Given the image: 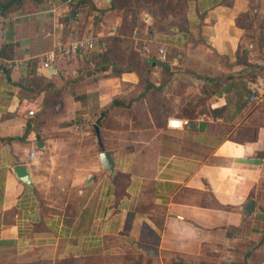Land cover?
<instances>
[{
	"label": "crops",
	"instance_id": "obj_1",
	"mask_svg": "<svg viewBox=\"0 0 264 264\" xmlns=\"http://www.w3.org/2000/svg\"><path fill=\"white\" fill-rule=\"evenodd\" d=\"M70 1L24 0L1 17L0 52L25 66L9 74L0 66V254L53 264L128 251L146 256L147 247L162 261L203 260L232 247L250 264L264 251V102L250 99L251 84L264 74V0H217L213 7L191 0L197 33H150L154 43L149 38L130 51L138 57L134 72L82 77L98 54L118 58L96 44L44 66L81 33L77 20L66 21ZM90 1L100 25L111 29L109 20L120 15L109 10L110 0ZM190 35L208 47H190ZM186 48L203 50L204 61L180 63L175 54ZM152 56L157 65L142 83L138 70ZM240 56L262 67L256 81L237 64ZM31 71V81L62 88L58 104L43 109L51 96L22 86ZM101 114L103 147L95 131ZM103 152L114 161L112 172L101 163ZM17 166L29 169L32 184L17 177ZM252 199L255 213L247 217Z\"/></svg>",
	"mask_w": 264,
	"mask_h": 264
},
{
	"label": "rangeland",
	"instance_id": "obj_2",
	"mask_svg": "<svg viewBox=\"0 0 264 264\" xmlns=\"http://www.w3.org/2000/svg\"><path fill=\"white\" fill-rule=\"evenodd\" d=\"M72 1V0H71ZM71 16L72 18H66V21L69 22L72 20H77L78 24L75 26L76 31H80L81 33H76L75 41L83 40L87 38L84 34H87V37L93 38L96 41L97 47H110L111 54H114L117 59V63L121 68L124 69H134L135 66L131 63L134 61L136 64L138 57L135 55H131V49L140 48L147 46L146 40L151 39L154 43V39L158 33V25L163 26L165 23H178V25L183 26L186 30H192L193 32L198 31L199 25L197 23L191 22L190 17V1L189 0H167V2H171L170 6L164 0L156 1L154 5L147 4L143 0L139 3H135L134 6L145 7L148 11L138 12L135 7L127 8V10L117 11L118 15H120L119 20L111 18L109 23L112 25L111 29L105 31L104 27L100 25V22H104L103 19H99V16L93 14L91 8L84 7L83 10L76 9L71 5ZM153 2V0H148ZM133 0L131 1V4ZM193 4V3H191ZM169 7V8H168ZM171 7V8H170ZM164 10H163V9ZM117 15V14H116ZM147 15V17H146ZM112 17V16H111ZM155 20L160 23L157 24ZM120 21V23H118ZM102 22V23H103ZM3 21L0 20V31L4 30ZM164 27V26H163ZM150 30L154 31L153 38L150 36ZM75 31V30H74ZM102 34V35H100ZM80 38V39H79ZM150 41V40H149ZM66 45V43H64ZM151 44V43H150ZM203 44V43H202ZM152 47H155L154 44H151ZM157 47V46H156ZM190 47H208L206 44L199 45L194 43ZM128 51V53H127ZM177 51L175 56L179 57V62L184 63H194L197 60V57H202L203 59H199L198 61H204L205 53L203 50L192 49L188 50L187 48L184 50ZM147 60V58H146ZM156 56H152L150 58V62L144 68H140L139 78L142 83H146L151 78V68L156 67L157 65ZM219 62L223 63V60H220L215 57L214 64L219 66ZM155 63V64H154ZM189 68V66L187 65ZM190 69V68H189ZM203 69V68H202ZM207 72L202 70L199 71L201 76H205ZM220 75V74H219ZM156 94V93H154ZM83 118H81V122L76 127L77 130L81 131L83 125ZM51 210V212H60V210L56 211L55 209H46ZM63 210V209H62ZM67 211H72L73 213H77L78 209H66ZM230 249H226V247L222 248L218 253H208L206 258L203 260H187L179 257H172L169 259H158L156 255H152L153 251L148 250L147 247H144L145 250L149 252V255L146 256L137 253L136 251H128L127 255L120 256H103L100 254L82 256L78 259L68 257L61 261H55L53 264H241V260H243V255H241V250L237 251L232 247ZM147 252V253H148ZM21 257L22 255H17L13 253H3L0 254V264H26ZM14 258V259H13ZM28 264H50L49 262H37V263H28ZM250 264H264V251L253 256V260Z\"/></svg>",
	"mask_w": 264,
	"mask_h": 264
},
{
	"label": "trees",
	"instance_id": "obj_3",
	"mask_svg": "<svg viewBox=\"0 0 264 264\" xmlns=\"http://www.w3.org/2000/svg\"><path fill=\"white\" fill-rule=\"evenodd\" d=\"M23 1L24 0H0V16L3 17V18L10 16L11 13H12V10L14 9V7H17L20 4H22ZM131 1L132 0H110V3L108 4L109 5V10H117V11L127 10V8L135 7L134 6L135 3H139L140 1H143V0H133L132 4H131ZM156 1H158V0H153V2L147 0V1H144V2L147 3V4L154 5L155 3H157ZM165 1L167 2V0H164V3H165ZM189 1H190L189 2L190 5L193 6V4H191V0H189ZM167 4L170 6V4H172V3L171 2H167ZM208 4L213 7V6H216L218 4V1L217 0H211L210 3L203 2L202 6L207 7ZM71 5L74 6L76 9H79V10H83L84 7L91 8L90 11H92V12H94L95 10L96 11L98 10L95 7V5L92 4V2L90 0H72L71 1ZM135 8L137 10V13L138 12L140 13V12L145 11V10L148 11L147 8L140 7V5L136 6ZM99 12L104 13L105 11L104 10H99ZM68 18L69 19L71 18L70 15L68 16ZM155 22H157V21L155 20ZM157 24H160V23L157 22ZM163 26H160V25L157 26L159 35H171L174 32V28H177L178 32H186V33L191 34L190 30L184 29L183 26L178 25V23H174V22L165 23V24H163ZM150 32L152 34L154 33V31H151V30H150ZM190 36H191V40L194 41V43H197L195 41V37L192 36V35H190ZM3 47H12V46L7 45V46H3ZM2 51H4V48H3ZM0 56L1 57L4 56L2 54V52H0ZM4 57L6 59H13L12 57H8V56H4ZM242 62H243V65L245 67H247L248 69H252V71L250 72V74H252V75H250V76H251L252 79H255V81H256L257 80V74H254V73L262 72V67L258 66V65L251 64L248 61H246L245 58H241V56H240L238 58L237 64L241 65ZM32 66H34V67L37 66V63L34 62L32 64ZM3 70L7 74L10 73V69H8L7 67L4 68ZM109 70L111 71V74L115 75V76H120V75H122L123 73H126V72H134V69H131V68L130 69L121 68L119 66V64L117 62H114L113 60H111V58L106 53H100V54H98V61L96 63V67L94 69H92V70L91 69L82 70L79 75H80V77H82V76H84L86 74L97 73V72H107ZM34 73H35L34 71H31V73L27 75V77L23 81L22 86L24 88H27V89L32 88L33 91L36 92L37 94H41L42 92H45V93L49 94V96H51V98H49V99L45 98V101H44V104H43V109L46 108V107L48 108L50 106H54V105L58 104L59 101L61 100L60 98H61L62 88H57L54 85V83L46 82L45 80H43V79H41L40 77H37V76L34 77L33 81H31V76ZM229 77L232 78L231 76H229ZM262 77H264V74H263ZM225 78H227V76ZM204 79H206L207 82H211L209 80V78H204ZM146 83H149V82H146ZM147 87H150V84H148ZM27 134H28V131L25 133V136ZM24 138L25 137L20 138V139L22 140Z\"/></svg>",
	"mask_w": 264,
	"mask_h": 264
},
{
	"label": "built area",
	"instance_id": "obj_4",
	"mask_svg": "<svg viewBox=\"0 0 264 264\" xmlns=\"http://www.w3.org/2000/svg\"><path fill=\"white\" fill-rule=\"evenodd\" d=\"M0 20L1 16H0ZM96 41L93 38H90L88 40H78L66 45H59L57 49L47 55V60L50 62H45L44 66L46 68H49L51 65V62L54 61V58L57 54H79L81 52H84L86 50H92L95 48ZM0 66H5L8 69H14V68H22L25 66V61L22 60H16V59H1L0 58ZM251 91L252 95L250 99L252 101H258V102H264V77H262L258 82L251 84ZM31 115L34 113L31 112ZM34 157V155H32Z\"/></svg>",
	"mask_w": 264,
	"mask_h": 264
},
{
	"label": "water",
	"instance_id": "obj_5",
	"mask_svg": "<svg viewBox=\"0 0 264 264\" xmlns=\"http://www.w3.org/2000/svg\"><path fill=\"white\" fill-rule=\"evenodd\" d=\"M103 119H104V114H101L95 124V131L97 134V138L102 147H103V144H102L100 123ZM101 163L105 167V169H107L108 171L112 172L114 170V161L112 160L111 155L108 152L101 153ZM13 172L25 184H32L31 175H30L29 169L26 166H17L13 168ZM255 208H256V202L255 200L252 199L248 203H246V205L243 208V211L246 213L247 217H252L253 214L255 213Z\"/></svg>",
	"mask_w": 264,
	"mask_h": 264
}]
</instances>
